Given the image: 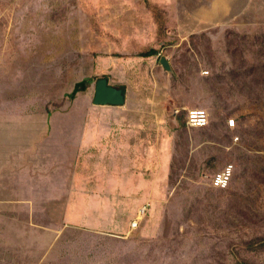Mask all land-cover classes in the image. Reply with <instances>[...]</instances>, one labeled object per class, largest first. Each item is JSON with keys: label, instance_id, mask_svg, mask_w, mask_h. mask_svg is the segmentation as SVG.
<instances>
[{"label": "rangeland", "instance_id": "1", "mask_svg": "<svg viewBox=\"0 0 264 264\" xmlns=\"http://www.w3.org/2000/svg\"><path fill=\"white\" fill-rule=\"evenodd\" d=\"M191 7V0L1 1L0 106L8 95L11 117L51 121L56 198L67 199L72 191L63 190L77 173L81 179L84 167L70 170V159L81 150L99 68L112 56L123 64L107 76L134 90L128 102L146 119L134 132L148 138L142 162L156 188L145 194L149 217L135 230L131 205L94 209L91 218L107 212L113 222L89 217L83 226L61 222V208L48 207L52 217L22 202L0 205V264H264V7L251 4L229 21H202ZM82 79L89 88L71 99ZM196 107L208 109L209 126L187 124ZM228 165L233 179L221 188L215 174Z\"/></svg>", "mask_w": 264, "mask_h": 264}, {"label": "crops", "instance_id": "2", "mask_svg": "<svg viewBox=\"0 0 264 264\" xmlns=\"http://www.w3.org/2000/svg\"><path fill=\"white\" fill-rule=\"evenodd\" d=\"M251 4L264 7V0H191V10L202 21L209 20L210 17L229 21L238 17L240 13L247 12L246 8ZM0 31H3L2 26ZM103 57L105 56H100L99 59L102 61ZM109 61L108 64L103 65L104 71L102 67L99 68L98 79L106 78L110 85L123 88L126 103L123 105L93 103L86 106L81 125V150L78 159L75 162L70 159V163L73 164L69 163V168L74 166L75 170V166L80 161L84 169L81 179L78 180L77 173V182L72 178L71 184L63 190L72 191L67 194L65 200L56 198L59 192L56 143L58 138L48 135L52 132L50 131L51 121L48 119L44 121L42 115L36 113L28 118L25 114H21V118H13L8 95H5V101L2 97L0 193H3V197L6 198L0 199L2 203L0 205L11 206L10 202H16L13 206L19 207L22 202L24 207L39 208V212L46 211L50 216L52 215L48 207H52L54 211L61 208L63 218L60 221L77 226L88 223L92 211L100 208H123L131 205L137 211L136 219L143 218L138 213L140 214L146 204L150 203L152 206V201H148L150 199H147L145 194H150L156 188L154 180L147 176V164L142 162L143 160L147 162V156L142 151L146 150L147 153L148 138H140L136 135L137 130L134 132V128L137 129L140 123L145 125L146 119L142 121L137 119V114L139 116L141 110L138 113L139 107L136 105L135 108L134 104L128 102L134 90H129L124 85H115L107 76L120 70L123 61L115 56H112ZM6 62H8L7 59ZM125 62L128 61L125 60ZM142 91L145 92V89ZM143 96L147 97L144 93ZM147 101L145 99V104ZM11 122L17 128H9L8 125ZM140 144L145 148L140 149ZM151 154L154 156L153 150ZM105 172L110 175V179L106 178ZM8 193H18V196L10 199ZM42 193H53V199H43ZM148 213L146 217H149ZM103 215L90 217L93 224L113 222V219H109L107 212ZM53 221L56 222V219Z\"/></svg>", "mask_w": 264, "mask_h": 264}, {"label": "built area", "instance_id": "3", "mask_svg": "<svg viewBox=\"0 0 264 264\" xmlns=\"http://www.w3.org/2000/svg\"><path fill=\"white\" fill-rule=\"evenodd\" d=\"M187 124L194 128H205L210 124V113L208 109L202 107H196L188 110L187 113ZM230 126L235 127L237 121L235 118L230 119ZM234 175V165H228L221 171L215 174V182L221 188H228L232 182ZM151 204H146L143 209H141V215L144 216L148 213V209ZM141 224V219H136L132 223V228L138 229Z\"/></svg>", "mask_w": 264, "mask_h": 264}, {"label": "water", "instance_id": "4", "mask_svg": "<svg viewBox=\"0 0 264 264\" xmlns=\"http://www.w3.org/2000/svg\"><path fill=\"white\" fill-rule=\"evenodd\" d=\"M162 64L167 70L173 71L172 64L167 57H163ZM94 103L97 105H123L126 103V94L123 88L110 85L106 78L96 82Z\"/></svg>", "mask_w": 264, "mask_h": 264}, {"label": "trees", "instance_id": "5", "mask_svg": "<svg viewBox=\"0 0 264 264\" xmlns=\"http://www.w3.org/2000/svg\"><path fill=\"white\" fill-rule=\"evenodd\" d=\"M90 86V80L82 79L78 81L73 88V91L70 93V98L74 99L79 93L87 91V89ZM48 113L50 114L51 111L48 110ZM241 264H247L246 262H241Z\"/></svg>", "mask_w": 264, "mask_h": 264}, {"label": "bare ground", "instance_id": "6", "mask_svg": "<svg viewBox=\"0 0 264 264\" xmlns=\"http://www.w3.org/2000/svg\"><path fill=\"white\" fill-rule=\"evenodd\" d=\"M143 208H144V207H143ZM143 208H142V209H143ZM139 216H141V217H143V218H145V217H146V215L142 216V215H141V212H140V215H139ZM143 218H142V219H143Z\"/></svg>", "mask_w": 264, "mask_h": 264}]
</instances>
